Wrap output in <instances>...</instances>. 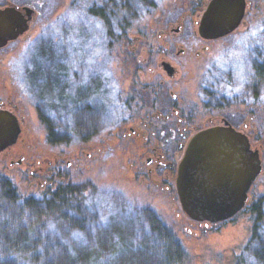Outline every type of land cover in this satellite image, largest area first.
<instances>
[{
	"label": "rangeland",
	"instance_id": "1",
	"mask_svg": "<svg viewBox=\"0 0 264 264\" xmlns=\"http://www.w3.org/2000/svg\"><path fill=\"white\" fill-rule=\"evenodd\" d=\"M106 1L12 0L10 2L20 7L30 6L36 10V14L29 22L30 27L26 33L0 49V96H9L11 102L15 101L21 107L18 113H24L26 116L25 131L21 140L47 148L48 154L55 155L62 152L64 155H69L68 159L72 164L63 175H56L53 182L42 184L43 180L39 182L30 179L31 168L26 170L28 166L26 162L22 165L10 164V159L20 157L14 154L21 146L16 145L11 149L12 154L9 157L4 159L0 154V174L9 180L21 196H36L47 190H54L64 182L87 183L90 186L97 184L102 188L125 192L129 207L133 206L137 211L144 207L151 208L161 221L172 229L189 256L188 264H235V260L244 253L255 234L260 238L258 247L264 249V172L260 177L258 176L259 179L253 188L255 196L252 200V205L254 203L260 205L261 214L253 211L251 205L230 220L206 226L185 214L178 197L175 199L156 196L154 191L147 189L138 178L133 179L134 173L130 163L135 157L134 153H124L120 146L122 144H118V147L113 146L118 143V137L116 135H113V138L106 137L107 134L104 133L110 122L113 124L124 119L123 112L121 110L118 112L116 108L117 95L121 94L123 96L121 98L124 99L130 86L139 85L140 82L148 79L147 67L141 63V59L144 60L147 56L145 47H161L157 37L162 30H176L180 26L181 30L186 32L196 31L198 28L196 20L198 21L200 17L183 18V16L188 12L187 10L192 11L194 4L199 7L209 0H149L153 6L149 10L145 9L143 13L139 9L138 13L141 15H138L133 24L121 33L119 41L111 49L108 62H105L101 67L102 70L97 72V75L100 74L104 78L99 75L103 83L106 81V86L102 90L111 98L113 113L111 117H106L108 123L101 122L98 127L100 132L96 138L104 144L112 145V150H106L107 154L102 156L101 161H95L88 156L90 151L93 153L88 147L91 141L85 146L82 145L83 147L78 146L79 140L75 138H72L71 143L67 145L50 141L45 123L55 122L54 128L63 135V132H71L73 120L77 118L73 111L71 114L66 112V108L77 99L75 83L71 80L72 73L77 72L79 77L95 73L90 68L84 72L81 70L84 65L77 61L87 58L86 49L94 46L96 35L100 31V24L95 19L94 25H91V27L95 26V31L93 29L92 35L89 33L92 28L86 19L89 17L90 7H100ZM248 1L247 25L237 28L234 34L213 44L223 47L220 60L214 62L224 74L231 71L229 74L231 83L227 87L230 92L228 95L238 103L240 114L252 107L256 112L254 122L258 127H264V0ZM94 32L95 36H93ZM140 36L142 41L138 42ZM40 47L44 49V55L41 57L37 55ZM34 60L48 76L63 75V81L66 82L64 94L67 95L66 97H71L66 103L63 101L60 106L58 99L52 98L45 107L42 105V110L47 113L46 116L52 117V120L42 119L45 112H41L37 106L40 103L44 104L42 99L39 96H30L24 84L25 74L32 69ZM78 68L80 70L76 71ZM185 80L187 79L182 83ZM67 140L69 141L70 138ZM98 140L96 142H99ZM125 143L128 144V140ZM66 148L71 153L67 154ZM82 149H85L84 152ZM49 160H53L52 155L48 157ZM38 168L37 166L34 169ZM90 190L89 187L86 193H90ZM137 213L140 223L145 224L140 212ZM123 222L125 223L126 220Z\"/></svg>",
	"mask_w": 264,
	"mask_h": 264
},
{
	"label": "trees",
	"instance_id": "2",
	"mask_svg": "<svg viewBox=\"0 0 264 264\" xmlns=\"http://www.w3.org/2000/svg\"><path fill=\"white\" fill-rule=\"evenodd\" d=\"M10 2L0 0V7ZM152 6L149 0H107L100 7H90L86 21L91 27L96 19L100 31L94 46L86 49L87 58L77 62L84 65L81 70L90 68L95 73L79 77L73 72L71 79L76 89L78 86L86 89L85 97L91 89L94 96L101 93L103 77L97 72L108 62L113 45L133 24L138 10L143 13ZM91 28L90 35L95 26ZM43 52L40 47L37 55L41 57ZM47 76L34 60L24 83L30 96L42 99L44 104L37 106L43 113L42 105L45 107L51 98L58 99L59 106L71 98L64 94L63 75ZM74 106L75 101L66 112L71 114ZM46 114L42 119L52 120ZM108 121L103 116L79 117L73 120L71 132L63 135L54 128L55 122L45 124L52 143L67 145L75 138L79 146H85L98 140L99 124ZM114 124L110 122L108 127ZM89 187L91 192L87 194ZM128 203L125 192L87 183L64 182L36 196H21L0 174V264H188L189 256L172 229L151 208L145 207L138 210L145 222L141 224L138 211ZM252 208L261 214L259 204L254 203ZM259 243L255 234L235 264H264V249L258 247Z\"/></svg>",
	"mask_w": 264,
	"mask_h": 264
},
{
	"label": "flooded vegetation",
	"instance_id": "3",
	"mask_svg": "<svg viewBox=\"0 0 264 264\" xmlns=\"http://www.w3.org/2000/svg\"><path fill=\"white\" fill-rule=\"evenodd\" d=\"M206 3L199 7L194 4L192 11L187 10L183 18H201ZM248 4L247 0L244 23L239 27L247 25ZM198 21L196 20L197 23ZM235 31L220 38L206 39L199 34L198 28L192 32L183 31L180 26L176 30H162L157 37L161 47H145L147 56L144 60L141 59V63L147 67L148 79L139 85L130 86L124 99L121 94L117 95L116 108L118 112H123L124 119L106 128L104 133H108L110 138L113 135L118 137V143L113 146L122 144L120 146L124 153H134L135 157L130 163L133 179L138 178L156 196L175 199L178 197L176 179L179 163L191 139L202 130L213 126L229 125L244 133L249 139L251 149L259 152L262 162L259 177L264 172V127H258L254 122L256 112L252 107L240 114L238 103L228 95L231 71L224 74L214 62L220 60L223 47L213 44L224 40ZM141 41L140 36L138 42ZM182 77L187 79L183 83ZM105 84L106 81L97 96L93 95L94 91L91 89L90 94L85 97L86 89L77 87L73 111L77 118L111 117V98L102 90ZM11 101L9 96L1 95L0 109L17 116L21 133L17 143L0 154L5 159L12 154L11 149L14 146L21 145L18 152H14L20 157L10 159V164L22 165L26 162V170L31 168L30 179L39 182L43 180L42 184L53 182L56 175H63L71 167L69 155L62 152L48 154L47 148L21 140L26 116L18 113L21 107ZM127 140L128 144L125 143ZM88 147L93 151L88 156L95 161H101L102 156L107 154L106 150H112L111 144L96 140H91ZM50 155L53 160L48 161ZM37 166L39 168L35 170ZM259 177L251 185L242 210L252 205L255 196L253 188ZM204 224L208 226L218 223Z\"/></svg>",
	"mask_w": 264,
	"mask_h": 264
},
{
	"label": "water",
	"instance_id": "4",
	"mask_svg": "<svg viewBox=\"0 0 264 264\" xmlns=\"http://www.w3.org/2000/svg\"><path fill=\"white\" fill-rule=\"evenodd\" d=\"M246 8L247 0H209L198 21L199 34L206 39L228 35L244 23ZM35 14L30 6L0 7V49L26 33ZM20 133L17 116L0 109V152L15 145ZM261 171L259 152L251 149L244 133L229 125L202 130L179 163L176 184L181 207L197 222L229 220L244 208Z\"/></svg>",
	"mask_w": 264,
	"mask_h": 264
}]
</instances>
